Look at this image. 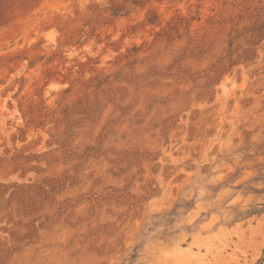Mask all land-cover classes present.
Masks as SVG:
<instances>
[{"label": "rangeland", "instance_id": "rangeland-1", "mask_svg": "<svg viewBox=\"0 0 264 264\" xmlns=\"http://www.w3.org/2000/svg\"><path fill=\"white\" fill-rule=\"evenodd\" d=\"M0 264H264V0H0Z\"/></svg>", "mask_w": 264, "mask_h": 264}]
</instances>
